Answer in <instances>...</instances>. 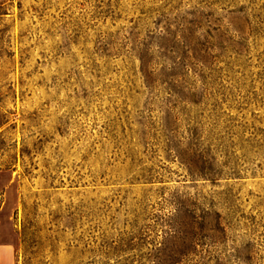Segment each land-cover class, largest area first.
I'll return each mask as SVG.
<instances>
[{
	"label": "rangeland",
	"instance_id": "374dc122",
	"mask_svg": "<svg viewBox=\"0 0 264 264\" xmlns=\"http://www.w3.org/2000/svg\"><path fill=\"white\" fill-rule=\"evenodd\" d=\"M0 1V264H264V0Z\"/></svg>",
	"mask_w": 264,
	"mask_h": 264
},
{
	"label": "trees",
	"instance_id": "16d2710c",
	"mask_svg": "<svg viewBox=\"0 0 264 264\" xmlns=\"http://www.w3.org/2000/svg\"><path fill=\"white\" fill-rule=\"evenodd\" d=\"M3 4V1H0V5H2ZM202 169V168H201ZM199 173V172H198ZM201 173V174H200ZM200 173L199 174H196V175H198L199 177H207V175L206 174H203L204 172H203V170H200ZM210 181H215V179L214 178H211V179H209ZM200 222L198 223V227L200 228V229H202V228H204V225H203V222L205 221V219H204V217L202 216V217H200ZM215 221V225L212 227V228H209L210 230H214V229H216L218 226H219V224H220V220L219 219H215L214 220Z\"/></svg>",
	"mask_w": 264,
	"mask_h": 264
}]
</instances>
